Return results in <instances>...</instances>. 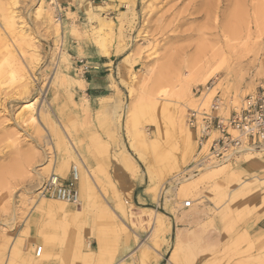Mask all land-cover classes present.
<instances>
[{
	"label": "rangeland",
	"instance_id": "1",
	"mask_svg": "<svg viewBox=\"0 0 264 264\" xmlns=\"http://www.w3.org/2000/svg\"><path fill=\"white\" fill-rule=\"evenodd\" d=\"M102 1L96 9H88L82 23L68 27L64 16L61 21L54 19L49 0H0V264H49L51 259L57 264H110L118 255L121 234L129 226L135 228L130 215L135 205L115 169L120 165L133 182L140 181L138 190L144 191L150 182L142 155L158 179L168 169L170 174L157 202L148 195L152 209L160 214L159 225L145 221L154 230L150 247L142 246L119 264H158L156 251L165 234L168 251L162 264H264V234L258 229L264 217V161L254 159L255 151L231 161L240 179L235 189L233 175L215 176L208 169L219 163L194 165L191 157L183 158L182 149L176 153L177 163L171 164L167 151L160 155L149 145L150 139L156 140L157 114L144 100L145 92L148 96L164 89L173 94L187 85L186 99L177 109L185 124L188 108L208 109L216 95L222 101L221 114L239 106L246 95L264 85V0H212L209 16L188 19L178 27H173L175 18L187 13L186 5L192 0ZM12 13L15 31L4 25ZM249 32L261 50L257 58L251 51L243 58ZM177 34L192 36L168 39ZM71 37L117 57L113 94L101 98L98 109L75 91L83 88V75L74 69ZM218 48H223V56L210 60L203 74L192 77L191 58L201 49L211 54ZM77 56L84 54L79 51ZM215 70L218 73L204 81ZM205 84L211 88L207 95L194 98L193 87ZM136 125L148 143L142 145L132 135ZM163 125L167 139H172L166 120ZM132 142L139 144L138 152ZM123 156L134 164L132 172L118 161ZM72 165L84 170L79 200L85 203L89 194L96 201L80 223L53 217L38 203L43 181L51 173L57 175L62 166H67L62 177L66 179ZM248 165L256 166L249 169ZM186 200L192 201L190 208L183 207ZM38 246L42 252L36 257Z\"/></svg>",
	"mask_w": 264,
	"mask_h": 264
},
{
	"label": "bare ground",
	"instance_id": "2",
	"mask_svg": "<svg viewBox=\"0 0 264 264\" xmlns=\"http://www.w3.org/2000/svg\"><path fill=\"white\" fill-rule=\"evenodd\" d=\"M42 1V0H41ZM215 1V0H214ZM182 2V0H181ZM43 3V2H42ZM39 6V5H38ZM212 6H214L213 4V1L212 0H192L191 2H189L187 5H186V14L184 15H179L178 14V18H175V20L177 19V21H175V24H173V27H178L181 23L185 22L186 20L188 19H191V20H194L197 19L198 17L200 16H209L211 14V11H212ZM41 7V6H40ZM43 7V5H42ZM90 8V7H89ZM183 10V9H182ZM44 10L42 11H39V15L40 14H43ZM214 11V10H213ZM17 13V12H16ZM89 13V11H88ZM47 15V13L45 14ZM41 16V15H40ZM44 16V14L42 15ZM41 16V17H42ZM189 16H192V17H189ZM2 17V16H1ZM46 17V16H45ZM48 17H49V14H48ZM262 17V16H261ZM5 18V17H4ZM15 18H16V15L15 14H10L9 17H8V20L5 21V24L6 25V29H9V30H13L15 31L16 29V21H15ZM259 18V17H258ZM173 21V22H174ZM262 21V20H261ZM259 22V20H258ZM260 23H263V22H260ZM50 24V23H49ZM58 24V23H56ZM259 24V23H258ZM61 26V25H60ZM172 26V25H171ZM170 30V29H169ZM17 32V30H16ZM175 33V32H173ZM11 34V33H10ZM23 34V33H22ZM172 34V33H170ZM9 35V34H8ZM192 36V34H177V35H169L168 36V39H173V40H181V39H190ZM202 36V35H200ZM256 36V35H255ZM226 37V36H225ZM4 38V37H3ZM22 38V37H21ZM5 39V38H4ZM11 39V38H10ZM252 39V32H249L248 35H247V41L245 40L243 42V58H245L249 51H251L253 53V58H257L258 57V54H259V51L260 48L258 47V43L255 42V41H251ZM26 40V39H25ZM201 40L203 41L202 37H201ZM208 40V39H207ZM226 40V39H225ZM232 40V39H231ZM16 41V40H15ZM27 41V40H26ZM25 41V42H26ZM229 42V40L227 41ZM27 44H29L28 42H26ZM205 43V42H204ZM225 43V42H224ZM251 43V44H250ZM229 46V44H227ZM201 46V45H200ZM208 46V45H207ZM239 46V45H237ZM8 47V46H7ZM226 47V46H225ZM9 48V47H8ZM227 48V47H226ZM229 48H235V46H229ZM186 49L187 47H183L180 51H181V57H183L186 53ZM228 49V48H227ZM232 49V50H233ZM213 50V49H212ZM211 50V54H209V52H207V50H199L198 53H196L194 55V57L191 58V70L194 69V72H193V75L192 77H196L200 74H203V72L205 71V69L208 68V62H210V60H213L215 59V57H219L220 56H223V48H218L217 50L215 51H212ZM102 54H106V55H109V53H107L105 50H101ZM229 51V50H228ZM240 51V50H238ZM234 53V51H232ZM195 53V52H194ZM239 53V52H238ZM234 55V54H233ZM240 55V54H239ZM225 56V55H224ZM235 57V55H234ZM237 57V56H236ZM240 57V56H239ZM245 61V60H244ZM243 61V62H244ZM205 62V63H204ZM241 62V61H240ZM204 63V64H203ZM203 64V65H202ZM202 65L203 67L198 69V67ZM13 66V65H12ZM14 67V66H13ZM217 69V68H216ZM1 70V69H0ZM190 70V71H191ZM4 71V70H3ZM17 72V71H16ZM57 72V71H56ZM66 73V72H65ZM192 73V72H191ZM190 73V74H191ZM218 73V71H213L212 73H210L208 76H206L204 78V81L207 80V79H210L212 78L214 75H216ZM18 74V73H17ZM61 74V73H60ZM67 74V73H66ZM189 75V73H188ZM68 76V75H66ZM71 76V75H70ZM20 77V76H19ZM73 77V76H72ZM189 77V76H188ZM67 79V77H66ZM73 79V78H72ZM189 79V78H188ZM68 80V79H67ZM157 84V83H156ZM148 87V86H147ZM145 88V87H143ZM149 88V87H148ZM155 88V87H154ZM151 90V89H150ZM188 86L187 85H181V87H179L178 89H176L174 91L173 94H169V92L167 90H161L157 93L154 94V91L153 93L151 92L149 94L148 92V96H146V92L143 90V92H145V102H146V105L148 106V108L150 110H153L157 116L155 117V120L153 121L154 123V126L156 128V140L155 141H149V145L151 146L152 150H156L155 152H157L158 154H163L167 151L168 154H170V158H171V164H176L177 161H178V158H177V151H182L183 149V158H187V157H191L192 159H194L195 157V143H194V140L192 138V134L190 132V130L187 128L186 124L184 123L183 121V118H181L179 115H178V105L181 103V101L183 100V98L186 96V92H188ZM142 92V93H143ZM144 94V93H143ZM142 96V98L144 97ZM195 98V97H194ZM186 99V97H185ZM189 99V98H188ZM143 101V99L141 100ZM184 101V100H183ZM139 102V101H138ZM203 103V102H202ZM32 103H29V104H25V107L27 106H30ZM86 104V103H85ZM192 104V103H191ZM204 104V103H203ZM137 105V104H136ZM145 105V107H146ZM187 105V104H186ZM186 105L184 107H186ZM142 106H143V103H142ZM138 107V106H137ZM145 107H142V109ZM188 107V106H187ZM135 108V107H134ZM191 108V107H190ZM193 108V107H192ZM28 109V108H27ZM139 108V110L137 111H140L142 110ZM147 109V108H146ZM147 109V110H149ZM185 110V109H184ZM153 111H152V115L153 114ZM25 112V111H24ZM29 112V111H27ZM134 111H132L131 113H133ZM143 112V111H142ZM151 112V111H150ZM148 112V113H150ZM183 112V111H182ZM144 113H147L146 111ZM147 113V114H148ZM25 114V113H24ZM23 114V116H24ZM139 114V113H137ZM31 115V114H29ZM141 115V114H140ZM139 115V117H140ZM150 115V114H149ZM183 115V114H182ZM129 117V116H128ZM132 117V116H130ZM29 118H31V116H29ZM154 119V118H153ZM152 119V120H153ZM165 120L168 122L169 124V127H170V130L173 132L171 135L172 139H167V136L165 134V126L163 125L165 123ZM133 121V120H132ZM136 123V122H135ZM142 125V124H141ZM137 126V125H136ZM138 127V126H137ZM144 128V127H142ZM146 129V128H145ZM134 130V129H133ZM145 131V130H144ZM143 130L142 129H139L136 128L134 130V133L132 135H135L139 142L143 145V143H148L147 141V138L146 136L143 134ZM136 137H132V139L134 138V141L136 140L135 138ZM153 139V138H152ZM144 141V142H143ZM136 142V141H135ZM135 142H132L131 143V147L135 150V152H138L139 151V147H138V143H135ZM143 142V143H142ZM145 145V144H144ZM148 145V144H147ZM146 145V146H147ZM145 146V147H146ZM149 146H147L148 148ZM142 149H144L142 147ZM146 149V148H145ZM143 151V150H142ZM154 151H153V154H154ZM261 151H264V149L262 150H256L255 152L257 154L254 155V159H258L260 161H264L263 160V154L261 153ZM155 153V154H157ZM252 153V152H251ZM138 154V153H137ZM252 155V154H251ZM142 161L145 163L146 165V170H147V173H148V177H149V184L144 188V193L146 195H151L152 197V200L157 202L158 199H159V196H160V190H162V184H163V181L165 180L167 174H170L169 173V169L166 170L165 172H161L159 173L160 175V179H158V177H156L154 175V171L151 167V163L150 161L148 160V158H144L143 155L140 156ZM251 157V156H250ZM185 160V159H184ZM120 163H122V165H124V168H126L127 170H129L130 172H132L134 170V164L132 163V161L130 160L129 157H126V156H123L120 160H118ZM188 161V160H187ZM249 162V161H248ZM253 162L256 163L255 160H251V163L253 164ZM83 164V163H81ZM244 164V163H242ZM246 164V163H245ZM250 164V163H249ZM251 164V165H252ZM256 166V165H255ZM252 167V166H249L248 165V168L249 169H252V168H255ZM54 167V166H53ZM178 167H176L177 169ZM211 168V169H210ZM210 168H208L209 170L214 171V174L212 175H215V176H220V175H224V176H227V175H233L234 177V184H233V189H235L237 186H239V176L236 174V170L234 168V165H232L230 162L229 163H223V164H216V165H212L210 166ZM83 169H81V172L79 171V180H80V184L83 183ZM208 171V170H207ZM206 171V172H207ZM67 173V166L65 167H60L58 168L57 170V175H61V177H63L65 174ZM51 174H54V173H51ZM82 174V175H81ZM89 174V173H87ZM208 174H209V171H208ZM56 175V174H55ZM81 175V176H80ZM177 175V174H175ZM220 179V178H219ZM224 179V178H221V180ZM243 182V181H242ZM257 182V181H256ZM229 183V182H227ZM239 183V184H237ZM88 184V183H87ZM189 184V183H188ZM190 184L192 185V182H190ZM189 184V185H190ZM226 184V183H225ZM89 185V184H88ZM86 187V186H85ZM84 188V187H83ZM87 188V187H86ZM257 188V187H256ZM88 189V188H87ZM90 190V189H89ZM164 190V188H163ZM85 191V190H84ZM166 193L169 191V189H166L164 190ZM223 191V190H222ZM88 193V192H86ZM85 193V194H86ZM90 193V192H89ZM221 193V192H220ZM225 193V192H223ZM80 196V194H79ZM82 198H83V193H82ZM88 198H86V202L83 203L81 200H79V202L77 204H79L81 206L80 209H75V210H71L69 209V206H68V203L67 202H64V201H61V200H58V199H54L53 202H47L46 201V198H43V197H40L38 199V203L40 205V208L43 209V211H45L47 214L51 215V216H59V218L61 217L62 220H64L65 222H77L83 217V214L84 212L86 211V209L91 205L95 204V200L92 199L90 200V195L88 194L87 195ZM85 197V196H84ZM264 198V197H262ZM85 200V198H84ZM34 201V200H33ZM36 201V200H35ZM36 203V202H35ZM35 205V204H34ZM100 206V205H99ZM132 206V205H131ZM76 207V206H75ZM94 207V206H93ZM101 209H104V206L102 205L101 206ZM130 215H131V218L135 221V222H145V221H152V223L154 225H159L158 221H159V216L160 214H158V212H155L152 208L150 207H146V208H142V212L140 213H136L134 211H130ZM81 221V220H80ZM79 221V223H80ZM82 223V222H81ZM68 224V223H67ZM72 224V223H71ZM74 225V224H73ZM79 224H77L78 226ZM76 227V226H75ZM74 227V228H75ZM80 252V251H78ZM74 254V253H73ZM77 255V254H76ZM174 257V255L172 256ZM206 263H208L206 261ZM153 264H157V261H154Z\"/></svg>",
	"mask_w": 264,
	"mask_h": 264
},
{
	"label": "built area",
	"instance_id": "3",
	"mask_svg": "<svg viewBox=\"0 0 264 264\" xmlns=\"http://www.w3.org/2000/svg\"><path fill=\"white\" fill-rule=\"evenodd\" d=\"M54 10V19L61 21L64 7L62 0H49ZM74 69L84 75L87 72L83 58H73ZM210 86L193 87L194 97H205ZM219 96H214L208 109L198 106L188 108L185 115L186 125L193 133L195 143L194 165L216 164L234 161L244 152L264 149V85L242 99L227 114L218 111L222 107ZM79 169L70 167L66 179L50 174L42 183L39 194L45 198H55L67 203L79 202ZM192 201L186 200L184 208H190ZM42 246H38L35 256L39 257Z\"/></svg>",
	"mask_w": 264,
	"mask_h": 264
},
{
	"label": "crops",
	"instance_id": "4",
	"mask_svg": "<svg viewBox=\"0 0 264 264\" xmlns=\"http://www.w3.org/2000/svg\"><path fill=\"white\" fill-rule=\"evenodd\" d=\"M102 2V0H63V16L67 26L69 27L72 23L76 25L82 23L87 17L88 9L91 8L94 10ZM68 14L71 16L68 17ZM70 41L72 57L80 58L77 54L79 51H82L84 54L83 58L85 59L84 66L87 69V72L80 79L83 80V88L77 87L75 91L80 97L87 99L89 106L95 105L96 109H98L100 107V99L113 94L111 78L113 77L114 63L117 57L114 53H110L109 55L102 54L100 49H97L89 42L80 41L74 37H71ZM115 171L121 184L130 191L131 200L135 205L133 211L140 213L142 208H152L151 204L154 203L151 201V198L144 191L138 190L141 187L140 181L135 180L133 182L120 165L116 166ZM134 225L135 228L129 226L128 231L121 234L118 255H115L110 264H116L117 262L119 264L121 261L129 258L131 254L137 253L144 245L150 247V241L154 238V230L145 222H134ZM258 225L259 232L264 234V217L260 219ZM168 239V234H165L164 242L161 244L160 250L156 251L157 255L160 254L158 264H162V260L167 254ZM49 264H57V260L51 259Z\"/></svg>",
	"mask_w": 264,
	"mask_h": 264
}]
</instances>
